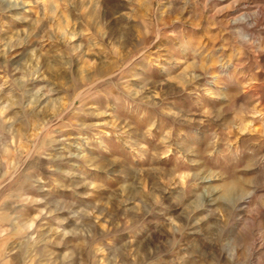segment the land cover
I'll return each instance as SVG.
<instances>
[{
    "label": "rangeland",
    "instance_id": "obj_1",
    "mask_svg": "<svg viewBox=\"0 0 264 264\" xmlns=\"http://www.w3.org/2000/svg\"><path fill=\"white\" fill-rule=\"evenodd\" d=\"M0 264H264V0H0Z\"/></svg>",
    "mask_w": 264,
    "mask_h": 264
}]
</instances>
